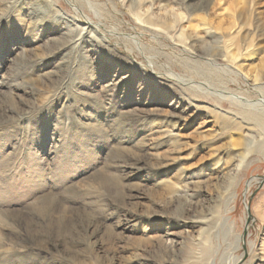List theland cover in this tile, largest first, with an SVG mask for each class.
I'll use <instances>...</instances> for the list:
<instances>
[{"label":"rangeland","instance_id":"374dc122","mask_svg":"<svg viewBox=\"0 0 264 264\" xmlns=\"http://www.w3.org/2000/svg\"><path fill=\"white\" fill-rule=\"evenodd\" d=\"M263 144L264 0H0V264H264Z\"/></svg>","mask_w":264,"mask_h":264},{"label":"water","instance_id":"95a60500","mask_svg":"<svg viewBox=\"0 0 264 264\" xmlns=\"http://www.w3.org/2000/svg\"><path fill=\"white\" fill-rule=\"evenodd\" d=\"M263 185H264V177L261 178V183H260L259 189H261L263 187ZM247 213H248L247 226H246V229H245L243 237H242V240H243L244 244L246 243V236H247V233H248L250 222L252 220V213H251L250 206H247ZM245 245H244V248H245V251H246V246ZM246 253L248 254V251H246Z\"/></svg>","mask_w":264,"mask_h":264},{"label":"bare ground","instance_id":"6f19581e","mask_svg":"<svg viewBox=\"0 0 264 264\" xmlns=\"http://www.w3.org/2000/svg\"><path fill=\"white\" fill-rule=\"evenodd\" d=\"M76 1H80V0H76ZM88 4H90V2H87ZM85 16V15H84ZM87 17V16H86ZM209 57H214V56H209ZM172 75V74H171ZM178 82H180V84H182V85H186V84H189L190 82H189V80L187 81V80H184V78H181L180 76H175L174 77ZM204 89V88H203ZM200 90V89H199ZM202 91V90H201ZM226 94H228L227 92H225ZM228 95H230V94H228ZM232 95V94H231ZM222 96H224V95H222ZM220 97H221V95H220ZM222 98H224V97H222ZM227 99V98H226ZM242 105V104H241ZM256 106V105H255ZM260 148V147H259ZM261 148H264V144L262 145V147ZM203 222H204V220H203ZM208 233V232H207ZM235 264V263H234Z\"/></svg>","mask_w":264,"mask_h":264}]
</instances>
